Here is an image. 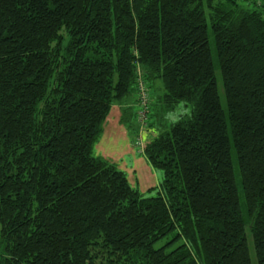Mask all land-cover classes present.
I'll list each match as a JSON object with an SVG mask.
<instances>
[{
  "label": "trees",
  "instance_id": "trees-1",
  "mask_svg": "<svg viewBox=\"0 0 264 264\" xmlns=\"http://www.w3.org/2000/svg\"><path fill=\"white\" fill-rule=\"evenodd\" d=\"M262 1L0 0V264H264ZM139 77L151 197L93 155Z\"/></svg>",
  "mask_w": 264,
  "mask_h": 264
},
{
  "label": "rangeland",
  "instance_id": "rangeland-1",
  "mask_svg": "<svg viewBox=\"0 0 264 264\" xmlns=\"http://www.w3.org/2000/svg\"><path fill=\"white\" fill-rule=\"evenodd\" d=\"M259 2L262 3L263 1L259 0ZM152 87L149 90L150 101H152L150 109L155 117L145 122L140 121L141 109L137 103H134L136 95L133 93L127 97L129 100L127 103L130 102L131 109V115L127 116L129 118L127 127L120 131L118 126L116 127L114 117L118 106H113L106 122L103 124L102 133L93 146L94 156H102L101 158L112 161L120 171L125 172L129 185L146 197L155 195L157 182H162L163 175L144 160L141 155L143 148L161 131L167 129L181 117L189 115L190 112V108L183 105H179L173 111L166 112L162 105L158 103V99L163 94L161 83L157 82ZM154 122V126H150ZM149 189L154 190L153 192H147ZM250 254L254 259L252 247L250 248Z\"/></svg>",
  "mask_w": 264,
  "mask_h": 264
},
{
  "label": "built area",
  "instance_id": "built-area-1",
  "mask_svg": "<svg viewBox=\"0 0 264 264\" xmlns=\"http://www.w3.org/2000/svg\"><path fill=\"white\" fill-rule=\"evenodd\" d=\"M136 96H137L138 105L141 109V113L139 114V119L141 122H145L146 114L148 113V107H149V91L146 83L142 80L141 77H139L136 84Z\"/></svg>",
  "mask_w": 264,
  "mask_h": 264
},
{
  "label": "crops",
  "instance_id": "crops-1",
  "mask_svg": "<svg viewBox=\"0 0 264 264\" xmlns=\"http://www.w3.org/2000/svg\"><path fill=\"white\" fill-rule=\"evenodd\" d=\"M127 101H129L127 98H125V99H123L122 101H120V102H116L113 106H115V105H117L118 107H117V112L115 113V117H114V119H115V124H116V127L118 126V129H119V131L121 130V129H123L124 127H127V123H128V119L129 118H127V116L129 117L130 115H131V113H130V111H131V109H130V102L129 103H127ZM134 103H136V100L134 101ZM113 108V107H112ZM122 115H123V117H122ZM124 116H126V118H124ZM141 155H142V153H141ZM143 156V155H142ZM102 156H100V158H101ZM144 158V157H143ZM103 159V158H102ZM104 160H106V159H104ZM144 160H145V158H144ZM107 161H109V162H111V163H113L112 161H110L109 159H107ZM146 161V160H145ZM147 162V161H146ZM114 164V163H113ZM158 184H157V186H156V188L160 185V183L159 182H157ZM147 185V184H146Z\"/></svg>",
  "mask_w": 264,
  "mask_h": 264
}]
</instances>
